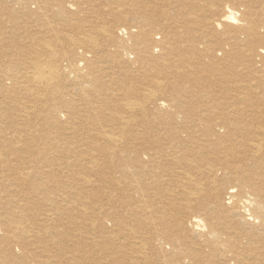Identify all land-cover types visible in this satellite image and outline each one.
<instances>
[{"label": "bare ground", "instance_id": "bare-ground-1", "mask_svg": "<svg viewBox=\"0 0 264 264\" xmlns=\"http://www.w3.org/2000/svg\"><path fill=\"white\" fill-rule=\"evenodd\" d=\"M0 264H264V0H0Z\"/></svg>", "mask_w": 264, "mask_h": 264}]
</instances>
